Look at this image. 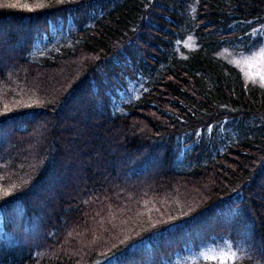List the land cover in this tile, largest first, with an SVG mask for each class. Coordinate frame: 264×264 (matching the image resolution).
Masks as SVG:
<instances>
[{"label":"trees","instance_id":"trees-1","mask_svg":"<svg viewBox=\"0 0 264 264\" xmlns=\"http://www.w3.org/2000/svg\"><path fill=\"white\" fill-rule=\"evenodd\" d=\"M76 15L77 35L39 61L18 54L39 20ZM263 40L264 0H0V264H97L126 249L123 264H200L225 248L228 264H264V87L220 55ZM25 70L31 108L4 88ZM14 149L33 161L31 189L5 173H19Z\"/></svg>","mask_w":264,"mask_h":264},{"label":"rangeland","instance_id":"rangeland-1","mask_svg":"<svg viewBox=\"0 0 264 264\" xmlns=\"http://www.w3.org/2000/svg\"><path fill=\"white\" fill-rule=\"evenodd\" d=\"M33 20H38V17L35 16L34 18H32V21ZM79 21H81V18L78 15H76V18H75V16L71 17L70 19H68V21L66 23H63V22L60 21L61 23L59 22L58 24H53V25L50 24L49 20H46V19L39 20L36 23L38 25H35V28L38 30L39 34H37V32H35V35H37V36H35L34 40H33V45L34 46H32V48L29 51H27L25 54L22 53V52L18 53V54L21 55V56H24L26 58H31L32 60L34 59L36 61H39L38 59H40V57H42L41 54L39 53L40 50L47 49V47H48V50H49L53 46H59L60 44H58V43L60 41L69 39L72 36L77 35L76 34L77 31H78L77 24L79 23ZM48 25H50L49 29L46 30L44 27H46ZM41 30H42V32H41ZM55 37L59 40V42L55 41V39H54ZM216 37H217V35H216ZM216 41H208V43H210L211 46L213 47V45L216 44ZM218 41H220V39H218ZM193 42H194V40L192 39V37L191 36L188 37L185 40V42H184L185 47H187L188 49L194 48L196 45H194ZM239 42H241V40ZM240 45L241 44H239L238 46H240ZM242 45L243 46L244 45L245 46L246 45L249 46V48L247 49L246 52L240 53V51L239 52H235V50H233V49L232 50L221 49L220 50L221 58L224 61H226L227 63H229L230 65H232L234 68L239 70L244 82L251 83V84H253V86H258V87L262 86V87H264V40H263V42L261 44H258V45H254V43H250V41H249L248 44H244V41H243ZM10 47L11 48L12 47L15 48V45L12 43ZM48 50H47V52H48ZM0 60H3V56L2 55H0ZM68 62L70 63V61H68ZM94 65H96V64L91 65L89 67V69H91ZM77 66H78L77 63L75 61H72L68 67H69V70L72 71L73 68H77ZM89 69H87V72H88ZM24 73H25L24 77H22L19 80H17L15 82V86L14 85L11 86V85L5 84L4 88H6L7 90H14L15 94L17 95V97L20 98V101H21L20 105L21 106H25L24 108H31V106L29 104H27L23 98H21V96H23L27 92L26 90H28L26 88V83L29 80V78L31 77L30 71L25 70ZM9 80H11V79H8V81ZM138 81H139L140 84H141V82L143 84L146 83V80H145V83H144V80H142V79H139ZM139 83H138V86H134L133 85L134 87H133V89L131 91H136L139 88H141ZM32 84H35V83H32ZM18 86H22V87H18ZM27 87H32V86L30 85V86H27ZM35 87H36V85L34 86V88ZM36 89H38V88L36 87ZM30 91H34V90L31 89ZM30 93H32V92H30ZM119 96H120V98H122L121 95H119ZM135 98H137V97H135ZM65 102H67V101H65ZM0 105H3V104L0 103ZM37 106L39 107V105H37ZM24 108L21 107V109H24ZM4 112H6V111H2V112H0V114H2ZM39 112L40 111H37V109H36V111H34V113H36V114L39 113ZM209 132L211 134V131H208V133ZM219 132H220V130H219ZM209 135H206L208 140L210 138ZM216 138L218 139L217 143L220 142V136H218ZM48 143H49V141H48ZM207 144H209V143H207ZM21 148H19V149H21ZM216 148L218 149V147H216ZM19 149H17V150L14 149V150L10 151L12 153H16L12 157H10L11 159H17L18 160L20 154H18L17 151L20 152ZM156 149H157V147H156ZM50 150H52V152H53L52 156L54 158H56V155H54V154L56 152H58L57 149L55 150L54 146L47 145V152H49ZM158 151H159V149L156 150L157 153H158ZM190 151H191V149L189 150V152ZM22 152H24V153L28 152V154H30L29 150H27L26 148H24V151H22ZM24 153H23V156L20 157V160H18V165L14 164V167L19 170V173H17V171H15L14 173H11L9 171V170H11V168L10 169L6 168V170H5L6 171L5 173L9 174L11 176V178L13 176V179L10 181L11 182V186H12L13 189L14 188H19V187H24V188L31 189L33 186H36V184L32 181V179L28 178V174L24 173V167H22V166L24 165V163H26V162L30 163V161H32L29 158L30 156L26 157L24 155ZM0 159H3V156H0ZM177 161L179 163L182 162L181 159L180 160L177 159ZM22 162H23V164H22ZM32 163H33V161H32ZM39 163H40V161L38 162V160H36V162L34 161L33 169H34V167L36 165L38 166ZM63 165H64V163H61L60 167H62ZM175 165H178V164L175 162ZM199 165L203 166L204 164L202 162ZM21 172L23 173V175L18 177V175ZM129 175L130 176H134V175H136V173L129 172ZM18 182H22V183L21 184H17ZM150 186H152V185H150ZM157 187L158 186H152L149 189V192L150 191H154ZM167 188H169V187H167ZM20 190H18V191H20ZM24 193H21V194H24ZM31 193H33V191ZM1 195H4V194H1ZM1 195H0V199H2ZM76 197H80V195H77ZM184 198H185V196H184ZM34 203H36L38 208H40L39 207V203L40 202L34 201ZM58 208L61 209V212H59ZM63 208H64V205L59 204V206L57 207V206H55V204H53L52 216L54 217V219L56 221L58 220L57 222L63 221L62 220V214L64 213V210L66 211V209H63ZM51 220H53V219L51 218ZM87 225L88 224H86V226ZM75 231H76V227L71 224L70 226H65V227L62 228V232H63L62 235H66L67 234L66 236L70 237V235L73 234V232H75ZM65 232H67V233H65ZM81 237H83L84 239L87 238L85 233ZM65 239H66V237L64 238V240ZM142 247H144L142 242H139L138 244H135V245L132 244V246H131L132 249L137 248V250L141 249ZM132 251L133 250H131V249H126V250L122 251L121 254L119 252H117L111 258L105 260L104 263L103 262H101V263L97 262V264H123L122 261H121V258L123 257V255L125 253L132 252ZM119 259H120V261H119ZM185 261H187L186 258H183V259L181 258L179 262L180 263H184ZM167 263L168 264H177L178 262L174 261V260L172 261L170 259L159 262V264H167Z\"/></svg>","mask_w":264,"mask_h":264},{"label":"snow or ice","instance_id":"snow-or-ice-1","mask_svg":"<svg viewBox=\"0 0 264 264\" xmlns=\"http://www.w3.org/2000/svg\"><path fill=\"white\" fill-rule=\"evenodd\" d=\"M231 259L235 262L237 259L235 254L225 249H209L207 252L202 253L200 264H228Z\"/></svg>","mask_w":264,"mask_h":264}]
</instances>
